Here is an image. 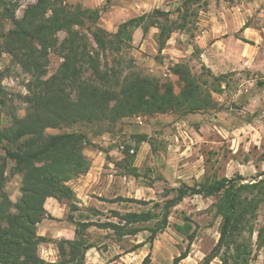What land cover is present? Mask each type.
<instances>
[{
  "label": "rangeland",
  "instance_id": "obj_1",
  "mask_svg": "<svg viewBox=\"0 0 264 264\" xmlns=\"http://www.w3.org/2000/svg\"><path fill=\"white\" fill-rule=\"evenodd\" d=\"M5 1L12 16L20 19L24 10L37 0ZM106 1L59 0L68 6L102 9L97 25L109 33H115L122 23L153 11L165 13L151 19L167 27L171 25L172 31L163 49H159L157 28L151 27L145 35L137 28L132 33V42L116 53L112 48L100 51L87 25L77 28L85 37L86 52L98 58L101 71L121 69V83L127 75H132V79L150 77L161 83L170 81L178 93L183 83L172 69L179 66L189 72L201 92L209 94L214 105L192 113L140 115L141 125L131 117L115 123H81L71 128L48 129L47 134L81 133L87 141L84 154L90 161V178L96 177L88 196L100 208L77 206L73 216L77 220L116 221L110 211L140 212L153 204L126 202L109 209L98 202L109 203L105 200L123 197L162 204L165 191L181 184L194 186L235 176L245 182L258 176L263 179L264 0H201L187 6L182 5L184 0H110L107 4ZM259 23L263 26L261 34ZM11 28V21L2 15L0 8V85L6 93L0 98L5 102L4 106L0 104V128L11 124L9 113L21 119L27 106L44 95L35 86L34 76L18 61L19 53L15 57L10 45L5 43L4 36ZM65 37L64 32L55 37L42 80L55 75L62 64L61 44ZM82 70V78H92L86 65ZM112 85L111 89L118 93L121 84ZM67 91L73 99L75 90L67 87ZM141 136L152 145L138 143ZM126 152L133 156L134 173L128 163L122 162ZM0 157H4L1 146ZM95 160L97 163L93 164ZM14 169V163L8 162L3 188L12 202L20 198L21 186V174L14 173ZM214 202V198L198 196L184 199L171 210L169 226L152 246L146 243L134 252L128 251L138 243H145L147 232L117 240L111 232L91 228L88 240L95 248L87 252L85 264H140L149 252L150 264H171L188 245L186 235L175 227L187 223L191 227L189 233L195 231V237L188 257L179 264L201 263L218 239L219 219L209 211ZM184 217L189 221L185 222ZM255 229L264 230V205L258 210ZM43 244H53V240L41 243L38 254ZM210 264L220 262L214 259ZM249 264H264V248L254 249Z\"/></svg>",
  "mask_w": 264,
  "mask_h": 264
},
{
  "label": "trees",
  "instance_id": "obj_2",
  "mask_svg": "<svg viewBox=\"0 0 264 264\" xmlns=\"http://www.w3.org/2000/svg\"><path fill=\"white\" fill-rule=\"evenodd\" d=\"M200 1L184 0L182 5ZM0 8L2 15L12 23V28L4 36L5 43L10 45L15 57L19 53L18 61L34 76L35 86L44 94L27 106L21 119L9 113L11 124L0 128V146L4 152V157H0V264H49L38 255L39 245L48 240L36 233L37 225L50 217L45 210L48 198L69 204L71 214L67 221L74 226L72 240L55 242L57 264H85L87 251L95 248L88 240L90 228L111 232L117 240L147 232L146 242L138 243L128 252H134L146 243L151 247L157 236L169 226L171 210L184 199L194 196L214 198L209 211L219 219L217 242L198 264H210L214 259H218L220 264H249L254 249L264 248V230L255 229L258 210L264 205V178L259 179V176L250 182L235 176L194 186L181 184L165 191L162 204L123 197L105 200L141 206L153 204L140 212L121 214L110 211L116 221L77 220L72 214L78 207L68 183L87 174L90 169V161L84 154L87 141L81 133L47 134L48 129L71 128L81 123H115L140 115L151 117L178 111L192 113L214 105L209 94L201 92L189 72L179 66L172 69L183 83L178 93L174 92L170 81L161 83L150 77L132 79V75H127L121 83V69L101 71L98 58L86 52L85 37L77 30L87 25L91 39L100 51L112 48L117 53L132 42L135 29L141 28L145 35L155 27L159 30V49H163L172 31L171 25L167 27L151 18L162 17L165 13L153 11L130 19L122 23L115 33H109L97 25L102 9L68 6L59 0H37L24 10L20 19H16L5 0H0ZM60 32L66 34L61 44L63 62L55 75L42 80L50 47ZM84 65L90 69L93 79L82 78ZM112 84H121L118 93L111 89ZM67 87L75 90L73 99ZM5 95L0 85V98ZM0 104L4 106L5 102L0 99ZM137 142L152 145L144 136L138 137ZM132 159L133 156L126 152L122 162L128 163L134 173ZM8 162L14 163V173L21 174L20 198L15 202L9 200L3 191ZM184 221L189 219L184 217ZM190 228L188 223L176 225L177 232L186 235L188 245L185 251L172 259L171 264H179L188 257L195 237V231L189 233ZM150 263L149 252L140 264Z\"/></svg>",
  "mask_w": 264,
  "mask_h": 264
},
{
  "label": "crops",
  "instance_id": "obj_3",
  "mask_svg": "<svg viewBox=\"0 0 264 264\" xmlns=\"http://www.w3.org/2000/svg\"><path fill=\"white\" fill-rule=\"evenodd\" d=\"M261 31H263V26L259 23V34H261ZM92 163H97V160ZM90 176L89 169L87 174L73 180V185H70V182L68 185L75 195L76 206H94L95 208H100L99 205L93 203V199L88 196V192L90 189L92 190V188H94L96 180L95 176L92 175V178H90ZM98 204H103L107 208L113 209L114 205L119 203L98 202ZM45 210L50 217L43 219L37 225L36 233L47 240H53V244H43V250L41 254L39 253L38 255L45 262L54 263L58 261V251L55 242L61 239L72 240L74 238V226L67 221L69 213H71L67 202H58L53 198H48L45 202Z\"/></svg>",
  "mask_w": 264,
  "mask_h": 264
},
{
  "label": "built area",
  "instance_id": "obj_4",
  "mask_svg": "<svg viewBox=\"0 0 264 264\" xmlns=\"http://www.w3.org/2000/svg\"><path fill=\"white\" fill-rule=\"evenodd\" d=\"M133 119H134V121L137 123V124H139V125H141L142 124V117H140V116H136V117H133ZM133 151L131 150V153H132Z\"/></svg>",
  "mask_w": 264,
  "mask_h": 264
}]
</instances>
